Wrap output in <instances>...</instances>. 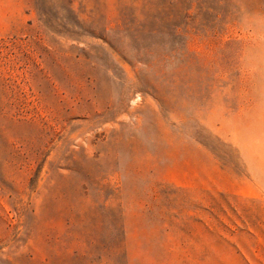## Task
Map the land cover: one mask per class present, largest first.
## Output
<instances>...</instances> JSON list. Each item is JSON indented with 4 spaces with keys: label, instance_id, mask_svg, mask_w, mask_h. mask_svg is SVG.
<instances>
[{
    "label": "rangeland",
    "instance_id": "rangeland-1",
    "mask_svg": "<svg viewBox=\"0 0 264 264\" xmlns=\"http://www.w3.org/2000/svg\"><path fill=\"white\" fill-rule=\"evenodd\" d=\"M0 264H264V0H0Z\"/></svg>",
    "mask_w": 264,
    "mask_h": 264
}]
</instances>
